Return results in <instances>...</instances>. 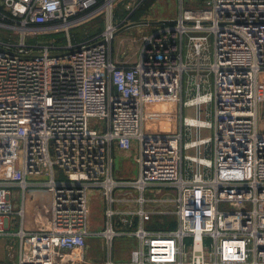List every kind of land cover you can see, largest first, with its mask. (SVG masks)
Here are the masks:
<instances>
[{"label": "built area", "instance_id": "built-area-1", "mask_svg": "<svg viewBox=\"0 0 264 264\" xmlns=\"http://www.w3.org/2000/svg\"><path fill=\"white\" fill-rule=\"evenodd\" d=\"M118 1L0 0V27L21 35L0 39V236L23 213L13 209L12 190L24 204L44 189L50 218L37 234L19 232L33 243L19 264L73 262L75 252L82 260L88 193L99 190L109 248L120 235L115 216L140 218L134 264H264V0L181 3L174 24L145 37L132 65L113 54ZM101 14L103 33L72 40L74 28ZM60 30L64 46L26 41ZM169 105L178 112L153 109ZM172 117L175 130H147ZM134 143L138 177L117 179L115 149L128 153ZM43 174L50 179H27ZM154 189L175 192L166 200L172 210L145 208L160 203L146 197ZM128 203L136 209L117 207ZM149 216H172L176 226L147 229Z\"/></svg>", "mask_w": 264, "mask_h": 264}, {"label": "crops", "instance_id": "crops-1", "mask_svg": "<svg viewBox=\"0 0 264 264\" xmlns=\"http://www.w3.org/2000/svg\"><path fill=\"white\" fill-rule=\"evenodd\" d=\"M121 63L126 64L124 61ZM259 85L260 87L264 86V74H261L260 76ZM153 109L156 111L167 109L172 115L178 112V107L174 105H169L168 108L163 107V109H161V107H154ZM261 117L264 121L263 110L261 112ZM146 127L148 131L152 132L173 131L177 128V119L172 117L170 121H161L159 123L152 121L147 123ZM120 152L122 153V151L115 149L114 154ZM130 153L131 151L124 154L127 157L131 155ZM14 192L17 196L19 195V190L17 188L12 190V196ZM45 192L46 191L44 189L40 188L31 190V193H33L34 196L36 195L40 197H45ZM119 195L123 196L124 194L121 193ZM125 195L134 197L136 196V193L127 192ZM90 197H95L94 204L92 205H89ZM174 197V191L157 189L154 197L147 198H157L160 200V203H149L145 208L149 212L170 211L173 209V204L166 202V200L173 199ZM47 199L49 200V198ZM18 206L19 205H17L14 201L13 209L17 212L20 210ZM43 206L44 209H47L46 201H43ZM117 207L120 211L136 209L134 203L118 204ZM44 209H42V211L46 212ZM105 209L106 202L102 192L99 190H91L88 193V235L86 237L85 250L82 252L83 259L81 260L78 255L79 253L75 252V254H73L75 261H62L59 264H85L86 262L105 264L109 260H111L113 264L135 263L136 253L139 248V240L137 237L132 235L131 232L138 227L140 218L137 216H115L114 226L120 235L114 238L111 248H109L106 239L102 234L107 224ZM28 211V216L10 217L6 228V234L0 236V264H19L20 256L30 250L31 244H33L32 239L21 240L19 232L23 231L28 234H37L44 230L49 216H40L41 212H36L34 207L32 208V204L28 206ZM32 211L34 212L32 213ZM171 217L172 216H149L144 219L145 228L150 230L173 229L176 226V221L174 219H169ZM129 221L132 222V226H129Z\"/></svg>", "mask_w": 264, "mask_h": 264}, {"label": "rangeland", "instance_id": "rangeland-1", "mask_svg": "<svg viewBox=\"0 0 264 264\" xmlns=\"http://www.w3.org/2000/svg\"><path fill=\"white\" fill-rule=\"evenodd\" d=\"M149 2L151 1H118L113 17L114 24L118 26V33L116 34V38L113 43V54L115 59L117 58V61H124L128 65H132L137 62L143 46L144 38L153 33H156V31L163 27V25H161L162 22L174 21L179 14L181 3L184 8L200 9L206 7L209 0H156L150 5H148ZM128 6L131 8L130 11L127 10ZM143 7L146 9V11L142 12L141 14L137 13ZM134 12V16L136 17L134 18L133 16V18H129V16ZM107 21L108 19L106 15L101 14L92 20L84 22L83 24L74 28L71 31L72 40L77 43H80L99 36L105 30L107 26ZM20 38L21 35L19 32L0 27V39L18 42ZM26 41L28 43L41 42L43 44H54L56 46H64L65 44H67V32L60 30L32 33L26 37ZM263 87H260L259 95V106L261 107L260 112H262V110L264 111V100H262V96L264 99V89H262ZM161 109H163V106L161 107ZM184 115L190 118L196 117V114L190 109H186ZM130 154L131 155L127 157L123 152L115 154L114 172L115 177L117 179L126 180L136 179L138 177L139 168L135 161V157L138 154L137 143H134V147L132 148ZM27 179L42 182L49 180L50 177L46 174H43L39 177L28 176ZM156 190L157 189L153 191L148 190L146 192V197H154ZM30 196L31 198H28L27 201H25V203L23 204L22 195L20 191L18 196L14 192L12 196L13 203L15 201V203L19 205V209L23 212L21 215L15 214L14 216H28V206L32 204V208L34 207V210L36 212H41L40 216H49L50 218L49 211L43 208V201L47 202V198H50L48 192H45V197H40L36 195L34 196L33 193H31ZM94 201L95 197H90L89 205L94 204ZM42 209L46 210V212L42 211ZM33 212L34 211H32V213ZM169 219L173 220L174 217H171Z\"/></svg>", "mask_w": 264, "mask_h": 264}, {"label": "trees", "instance_id": "trees-1", "mask_svg": "<svg viewBox=\"0 0 264 264\" xmlns=\"http://www.w3.org/2000/svg\"><path fill=\"white\" fill-rule=\"evenodd\" d=\"M147 1H148V0H147ZM150 1H151V2H149L148 5H150L152 2H154V1H156V0H150ZM144 5H145V4H144ZM148 5H146V6H148ZM145 11H146V9L143 7V8H142L141 10H139L137 13H140V14H141L142 12H145ZM137 13H136V14H137ZM130 14H131V13H130ZM134 14H135V12L132 13V14L129 16V18H133ZM140 14H139V15H140ZM139 15H138V16H139ZM135 17H136V16H134V18H135Z\"/></svg>", "mask_w": 264, "mask_h": 264}, {"label": "water", "instance_id": "water-1", "mask_svg": "<svg viewBox=\"0 0 264 264\" xmlns=\"http://www.w3.org/2000/svg\"><path fill=\"white\" fill-rule=\"evenodd\" d=\"M163 23H169V24H174V21H170V22H162Z\"/></svg>", "mask_w": 264, "mask_h": 264}]
</instances>
